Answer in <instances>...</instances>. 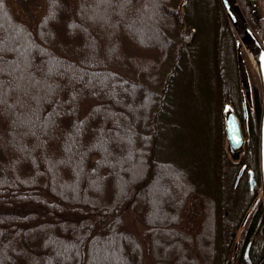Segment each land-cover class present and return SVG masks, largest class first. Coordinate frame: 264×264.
Instances as JSON below:
<instances>
[{"label": "trees", "instance_id": "1", "mask_svg": "<svg viewBox=\"0 0 264 264\" xmlns=\"http://www.w3.org/2000/svg\"><path fill=\"white\" fill-rule=\"evenodd\" d=\"M181 1L0 0V264H245L256 203L233 188L223 119L248 103L239 41L219 0Z\"/></svg>", "mask_w": 264, "mask_h": 264}, {"label": "water", "instance_id": "2", "mask_svg": "<svg viewBox=\"0 0 264 264\" xmlns=\"http://www.w3.org/2000/svg\"><path fill=\"white\" fill-rule=\"evenodd\" d=\"M187 0H182L179 4V8ZM220 5L227 17L233 31L235 32L237 39L239 41L237 48V66L239 72V78L241 83L245 88V98L248 102L251 101L250 87L248 82L247 73L245 70V65L243 62V57L241 55L240 49L242 48L247 55L253 70L255 71L259 84L260 91V111L258 116L257 125V158H258V175L260 182V193L259 198H261V205L263 209L264 216V38L260 41L255 33L252 31L248 22L246 21L237 0H219ZM244 103V98L242 99ZM243 115L245 112L243 111ZM224 119V129L226 136L227 149L230 158L233 161H238L240 154L242 153V146L245 138L242 136L239 121L234 113V111L227 107L223 110ZM245 170V164L238 170L233 187L235 188L240 177ZM250 208L247 214L251 211ZM247 214L245 217H247Z\"/></svg>", "mask_w": 264, "mask_h": 264}, {"label": "flooded vegetation", "instance_id": "3", "mask_svg": "<svg viewBox=\"0 0 264 264\" xmlns=\"http://www.w3.org/2000/svg\"><path fill=\"white\" fill-rule=\"evenodd\" d=\"M237 3L248 22L249 26L251 27L252 31L255 33L256 37L263 41L264 38V30H262V22L264 19V0H237ZM259 88L250 83V96L251 101L247 103H243V106L240 108L242 110V118L237 116L235 113L239 124L242 136L245 137L247 133V129L249 127V121H251L252 116L257 119L258 123V116H259ZM258 104V105H257ZM224 110V109H223ZM234 110V109H232ZM243 111L245 112V115H243ZM238 168L236 170V174L240 167L245 164V170L240 177L236 187L242 185V190L244 193H250L253 195V203H256L255 207L252 209V211L247 214V212L244 215L242 225L244 228H242L240 237L237 240H234L233 244V254H236L237 252H241V256L243 258V261L245 264H253L252 259L249 254V249L253 244V238L252 234L255 230V227H252L253 220L256 217L255 212L258 207L261 208V211L259 212L258 218H262V222L264 223V216H263V209L261 205V198H259L260 193V182H259V175H258V167L256 171L250 169L247 167L246 163L241 162V154L238 159V161H234ZM235 174V176H236ZM235 180V177H234ZM234 184V181H233ZM247 190V191H246ZM258 205V206H257ZM248 211V210H247ZM247 214V217H245ZM258 221V220H257ZM256 221V222H257ZM245 224V225H244Z\"/></svg>", "mask_w": 264, "mask_h": 264}, {"label": "rangeland", "instance_id": "4", "mask_svg": "<svg viewBox=\"0 0 264 264\" xmlns=\"http://www.w3.org/2000/svg\"><path fill=\"white\" fill-rule=\"evenodd\" d=\"M10 2H11V4L14 6V7H26L27 9H32L33 8V6H34V4H35V2H37V0H9ZM37 4V3H36ZM243 50V49H242ZM244 51V50H243ZM246 55V54H245ZM246 57H247V55H246ZM248 58V57H247ZM249 60V59H248ZM250 62V61H249ZM252 66V65H251ZM253 69V68H252ZM257 76V75H256ZM258 88H259V84H258V79H257V85H256ZM259 93H260V91H259ZM191 95V99L193 98V93H191L190 94ZM196 99H198L199 101H200V103L201 104H204L205 103V101H206V99L205 98H203V97H201L200 98V96L199 97H197ZM259 102H260V95H259ZM204 110H207V109H201V110H199V112H198V114L199 115H201V116H203L204 115ZM199 121H200V123H202V120H201V117H199V119H198ZM208 121V120H207ZM194 125H196L197 126V124L195 123V122H193V124H192V126H194ZM200 131H201V128H200ZM200 131H198L197 132V134L200 132ZM191 154V155H189V156H187L186 157V159L187 160H190V159H194V156L195 155H192V152H188V154ZM237 168H238V165H237ZM237 170V169H236ZM165 186H166V183H165ZM253 209V208H252ZM245 225V224H244ZM242 228H244L243 226H242ZM242 228H240V229H238V231H237V235H236V237L234 238V240H237L239 237H240V234H241V231H242Z\"/></svg>", "mask_w": 264, "mask_h": 264}]
</instances>
